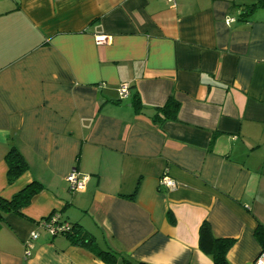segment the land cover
I'll use <instances>...</instances> for the list:
<instances>
[{
    "label": "crops",
    "instance_id": "crops-1",
    "mask_svg": "<svg viewBox=\"0 0 264 264\" xmlns=\"http://www.w3.org/2000/svg\"><path fill=\"white\" fill-rule=\"evenodd\" d=\"M256 2L0 0V200L42 186L22 215L0 221V264H105L45 232L39 222L52 213L98 250L147 264H213L198 249L206 221L233 241L230 264L254 263L264 228V8L237 14ZM170 97L177 120L158 124L155 108ZM11 149L27 166L12 182ZM72 171L86 178L81 192L68 190ZM164 174L174 190L159 186Z\"/></svg>",
    "mask_w": 264,
    "mask_h": 264
},
{
    "label": "trees",
    "instance_id": "trees-1",
    "mask_svg": "<svg viewBox=\"0 0 264 264\" xmlns=\"http://www.w3.org/2000/svg\"><path fill=\"white\" fill-rule=\"evenodd\" d=\"M257 7L264 8V0H257L255 4L241 8L239 15L240 18L249 15ZM134 102V109L139 112L141 110V105L137 100ZM178 109L179 104L172 97H170L163 107L155 108L156 114L154 118L158 124L166 121L175 122L177 120ZM5 162L7 165V178L10 182L19 177L27 169L26 163L20 154H18L14 149H11L6 154ZM41 190L42 186L38 182L34 181L20 190L10 200H0V221L6 214L9 213L22 215L24 208L30 204L32 198ZM133 198V195L128 197L130 200H133ZM63 236L67 237L74 245H85L91 251L96 252L97 256L105 264H147L142 262H132L110 250H98L89 235L78 225L70 224L69 231ZM254 236L256 241L260 244L262 251H264V228L259 226L256 229ZM232 245V240L216 237L212 233L209 224L206 221L202 222L198 229V249L205 256H207L213 264H230L227 260V253ZM118 258L120 260L119 263Z\"/></svg>",
    "mask_w": 264,
    "mask_h": 264
},
{
    "label": "built area",
    "instance_id": "built-area-1",
    "mask_svg": "<svg viewBox=\"0 0 264 264\" xmlns=\"http://www.w3.org/2000/svg\"><path fill=\"white\" fill-rule=\"evenodd\" d=\"M168 2H172V0H168ZM240 10L238 11L237 17H240ZM235 21V18H229L227 20L228 23H232ZM108 38L99 36L96 37V41L99 44H106ZM129 87L127 85L120 86L118 90L119 99L123 100L128 96ZM66 182L68 184V190L71 193L81 192L85 188V177H80L75 171H72L67 177ZM160 187H163L167 190H174L176 188V183L169 176L164 174L158 181ZM39 226L47 232L51 237H55L57 235H64L70 229V224L66 222H62L59 218L58 214H52L49 218L42 220L39 222ZM38 238L37 233H32L29 240L24 245V257L28 258L31 255V251L33 249V242ZM253 264H264V251H261L260 254L256 257Z\"/></svg>",
    "mask_w": 264,
    "mask_h": 264
}]
</instances>
